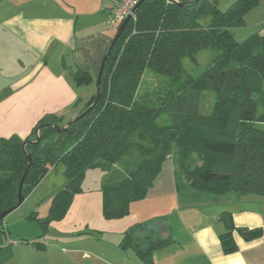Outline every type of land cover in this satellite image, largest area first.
Segmentation results:
<instances>
[{
    "label": "trees",
    "instance_id": "16d2710c",
    "mask_svg": "<svg viewBox=\"0 0 264 264\" xmlns=\"http://www.w3.org/2000/svg\"><path fill=\"white\" fill-rule=\"evenodd\" d=\"M179 1L140 4L107 57L98 103L89 109L95 94L77 122L46 115L26 140L0 139V214L18 203L27 155L32 164L24 177L25 199L59 165L66 181L49 215L26 216L41 226L43 235L66 217L75 196L83 193L88 170L105 171L122 162L128 164L127 177L101 187L106 221L127 217L131 205L149 195L170 158L195 192L264 197V35L256 33L242 42L234 35L261 0H237L224 12L218 0ZM203 51H211V57L194 77L183 61L197 63ZM147 72L159 78L152 91L141 90ZM71 73L75 86L95 83L98 88V77L80 69ZM203 92L216 95L206 116L200 112ZM67 124L65 131H57ZM26 141L33 143L24 148ZM232 220L229 212L219 219L225 229L219 236L225 254L238 251L235 232L246 242L264 235L261 228H237ZM4 229L5 219L0 235ZM121 239L120 248L132 249L141 264H155L154 253L174 243L171 234L159 236L147 223L133 224Z\"/></svg>",
    "mask_w": 264,
    "mask_h": 264
},
{
    "label": "crops",
    "instance_id": "0c3cea01",
    "mask_svg": "<svg viewBox=\"0 0 264 264\" xmlns=\"http://www.w3.org/2000/svg\"><path fill=\"white\" fill-rule=\"evenodd\" d=\"M109 2L0 0V139L19 136L26 140L46 115L62 116L65 122L77 119L80 106L84 108L95 95L91 90L95 83L75 86L71 72L80 69L97 79L102 58L117 31L109 24ZM256 33L264 35V0L247 13L245 26L234 30L235 38L239 36L241 40ZM124 167L128 170V164ZM57 169L58 166L51 169L25 199L22 204L30 205L22 215L9 220V224L5 222L0 240L9 238L11 242L0 248V264L52 261V246H48L46 238L48 235L51 238L54 223L46 236H39L32 225L34 221L26 216L37 212L40 217V212L50 210L54 196L65 185L64 178L53 183L51 176ZM169 172V180H162L160 174L149 195L133 203L127 217L115 220L133 217L129 223L122 222L125 230L133 224L147 223L159 236L171 234L174 243L154 253L155 264H264V235L246 242L233 233L238 247L233 254H225L219 240L225 231L219 219L225 212L232 215L237 228H261L264 233V197L195 192L181 178L177 165ZM169 181L172 188L167 194L163 190ZM183 189L185 198L181 197ZM85 194L88 193L84 191L77 196ZM72 237L70 240L75 241ZM66 257L69 264H118L105 255L75 247Z\"/></svg>",
    "mask_w": 264,
    "mask_h": 264
},
{
    "label": "rangeland",
    "instance_id": "374dc122",
    "mask_svg": "<svg viewBox=\"0 0 264 264\" xmlns=\"http://www.w3.org/2000/svg\"><path fill=\"white\" fill-rule=\"evenodd\" d=\"M234 1L237 0H218L219 2L218 7L221 11L224 12L231 7ZM208 22L209 19L203 20L204 25L208 24ZM241 39L243 38L237 36L236 40L241 42L244 41ZM210 57H211V51H203V53L201 52L197 54V59H196L197 63H193L189 59H185L183 61L184 68L186 69L187 73H189L194 77H197L206 68L205 66L207 65ZM158 81L159 78L157 76H154L148 72L145 73V75L143 76V81H141L142 83L141 90L152 91L157 85L159 86ZM91 88H92L91 89L92 95L96 94L97 93L96 85H93ZM215 101H216V95L214 93L203 92L201 96V105H200L201 114L205 116L210 115L212 113L214 107L213 105ZM80 108L83 109L82 105L80 106ZM261 111H262V107H259V113H261ZM165 116L166 115H164V117ZM163 123L164 122H162L161 124ZM124 164L126 163L122 162L121 164L116 165L111 169L105 171L102 169H94L92 171L91 170L87 171V173L85 174L86 175L85 180L81 188L83 189V192L86 191L88 194H85L84 196L82 195L75 196L74 200L76 201L73 200L75 202V205L72 207V210L71 211L69 210L70 212L66 214V217L63 220L53 222L54 225L52 226L51 238L49 235L46 238L47 239L46 241L48 242V246L50 245L52 246L50 247V250H52L51 254L53 255L50 264H69L66 255L74 247L80 250H88L94 253L105 255L108 259H111L114 262L117 261L118 264L142 263L138 258V256L136 255V253L132 251V249L123 250L119 246L122 240L121 238L126 232L124 228L125 223L123 224L122 222L129 223L131 222V220L133 221V217H131L130 219H126L125 221H120L121 223L115 220L106 221L103 215V209H102L103 207L102 204L100 203V200L102 198V192L100 188L102 186L108 184H115L121 181L123 178L127 177L128 172L125 169ZM174 166H176V163L173 158H170V160L165 162V164L162 167V171H160L161 172L160 174H162L161 177L162 180L166 181L170 179L171 174L169 170H171V168H173ZM62 173H63V167L62 165H59L57 171H55L54 174L51 176V178L53 179V183L55 182L57 184L58 180L64 178ZM50 182L52 183V180ZM181 184L182 183L180 182L179 185ZM171 188L172 186L170 185V181H169L165 184L164 186L165 190L163 191H166L168 194L170 193L169 189L171 190ZM97 189H100V192H97ZM184 196H185V192L183 189L181 197L185 198ZM41 197L42 196H38L39 199H41ZM29 205L30 204L28 202L26 203L25 206L23 205L20 208H18L16 211L11 213L9 215L10 217L6 216L5 222L9 224L10 222L9 220H13V218H17L16 216L22 215L24 210L27 209ZM49 211H47L45 214L40 212L41 216L44 215L42 217L41 216L39 217L38 215L37 216L39 218H44L46 217L45 215H47V213L49 215ZM173 214H175V212H173ZM173 214L170 216L171 222H174L175 220ZM32 225L36 226L39 236L44 234L43 229H41V226L36 221H34ZM171 226H173V224H171ZM71 237L75 238L74 239L75 241H71L70 240Z\"/></svg>",
    "mask_w": 264,
    "mask_h": 264
},
{
    "label": "water",
    "instance_id": "95a60500",
    "mask_svg": "<svg viewBox=\"0 0 264 264\" xmlns=\"http://www.w3.org/2000/svg\"><path fill=\"white\" fill-rule=\"evenodd\" d=\"M145 0H141L137 5H135V8H134V10H133V12H132V15H130L128 18H126V20L120 25V27L118 28V30L116 31V35H115V37L113 38V40H112V42H111V44H110V46H109V49H108V52H107V54L105 55V57H103L102 59H103V62H102V65H101V68H100V71H99V75H98V88H97V93H96V100H95V102H94V104L89 108V109H91L92 107H94L97 103H98V101H99V97H100V85L99 84H101V79H102V75H103V72H102V70H104V66H105V63H106V61H107V57H109V55H110V53H111V51L114 49V47L116 46L115 44H117V42H118V40L120 39V37L123 35V31H125L126 30V27H127V25L129 24V22L132 20V18H133V16L134 15H136V13H137V11H138V9H139V7H140V4H142L143 2H144ZM169 1H172V2H175V3H179L180 1L179 0H169ZM194 1H199V0H194ZM83 115H85V114H83ZM81 118V116H79V117H77V119H74V120H72L70 123H75V122H77L79 119ZM69 124V123H68ZM68 124H67V126L66 127H64L62 130H60V129H58L57 131L59 132V133H61L62 131H65L66 129H67V127H68ZM38 141H36L35 143H37ZM28 143H33V142H31V141H26L24 144H23V147L25 148L26 147V145L28 144ZM27 159H28V162L29 163H27V169H26V172H25V175H24V177H26L27 176V174L29 173V171H30V167H31V164H32V157L30 156V155H27ZM24 177H22L23 179L21 180V182H20V186H19V190H17L18 191V196H19V200H18V203H17V205L15 206V207H13V208H11V209H9V210H7V211H5V212H3L2 214H0V221H2L3 219H5L6 218V216H9L11 213H13L14 211H16L18 208H20L23 204L22 203H24L25 202V196L23 195V187H24V181H25V178Z\"/></svg>",
    "mask_w": 264,
    "mask_h": 264
},
{
    "label": "built area",
    "instance_id": "2783aa9c",
    "mask_svg": "<svg viewBox=\"0 0 264 264\" xmlns=\"http://www.w3.org/2000/svg\"><path fill=\"white\" fill-rule=\"evenodd\" d=\"M141 0H110L107 10L109 13V24L111 28L117 29L120 25L132 15V12ZM135 18V15L133 16ZM132 18V19H133ZM6 228V227H5ZM10 239L0 240V248L5 247L9 244Z\"/></svg>",
    "mask_w": 264,
    "mask_h": 264
}]
</instances>
